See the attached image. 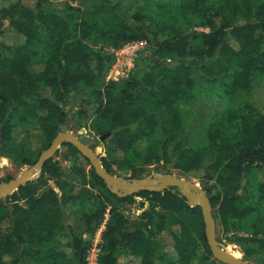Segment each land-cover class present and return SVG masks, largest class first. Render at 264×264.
Returning a JSON list of instances; mask_svg holds the SVG:
<instances>
[{"label":"trees","instance_id":"16d2710c","mask_svg":"<svg viewBox=\"0 0 264 264\" xmlns=\"http://www.w3.org/2000/svg\"><path fill=\"white\" fill-rule=\"evenodd\" d=\"M57 1L0 9V37L20 38H0V159L35 166L75 96L79 119L94 114L109 174L141 179L154 167L199 179L218 241L264 264V109L251 99L264 79V0H141L133 12L117 0L85 8ZM135 42L146 47L133 70L108 79L116 52ZM206 97L229 103L198 125L194 108ZM30 130L39 151L23 140ZM63 147L70 168L55 159L58 150L37 180L0 200V264H89L84 235L103 225L97 264H223L201 209L177 189L120 198L77 148ZM137 198L142 212L131 218L125 212Z\"/></svg>","mask_w":264,"mask_h":264},{"label":"rangeland","instance_id":"374dc122","mask_svg":"<svg viewBox=\"0 0 264 264\" xmlns=\"http://www.w3.org/2000/svg\"><path fill=\"white\" fill-rule=\"evenodd\" d=\"M14 1L15 0H0V9L9 6ZM96 1L97 0H58L57 4L64 5L65 3L68 2L69 4L75 7L85 8V7H91L92 5H94V3H96ZM117 1L122 5L123 9L132 11V12L142 5L141 0H117ZM164 1L174 2L175 0H164ZM25 2L28 3L29 5H32L35 3V0H25ZM0 38L4 39L10 45L18 44L20 41V38L13 32H9ZM145 47L146 46L141 45L140 48L137 49V53L135 55L136 56L135 61L133 62L128 58L127 52L124 51L126 46L118 50L116 52L118 54L117 62L113 66L108 77L112 76L111 78H114L116 82L125 79L128 76V73H130V71H132L133 68L135 67L136 60L140 57L141 53L145 50ZM131 64H133L134 67L131 68V70L129 71V68H130L129 66H131ZM72 98H73L72 107L70 108L71 114L69 115L70 122L66 123L64 126H66L68 131H70L78 139L85 138V137L92 138L93 139L92 142L85 144V147L89 149L98 158V161L100 162V158L106 156V153H105L106 144L102 143L100 139L96 137L95 134L92 133L91 131L90 126L94 118V114L90 111L88 113V115L90 116L89 119L88 118L79 119V117L76 116L77 112L80 109L79 104L76 101L77 97L73 96ZM251 99L258 107L264 109V79L258 82V84L255 86L254 90L252 91ZM228 103L229 102L227 101V99H217L215 97H206L202 102L197 103L194 108V113L196 114L197 117L199 116L198 121L196 120L197 118L195 119L196 122H198V125L199 123L202 124L203 122H206L207 120H209L210 116H212L217 110L219 109L221 110L225 108L226 105H228ZM203 128H205L204 125H203ZM23 138H24L23 140H25V142L29 145V147L33 151L40 150L41 144L35 140V138L33 137V132L31 130L27 131L24 134ZM59 150H60V153L55 157V159L61 163L64 170H67L68 165L72 164L73 162L69 160H65L63 157V155L67 152L66 147H63ZM29 168L30 167L28 166L19 168L11 160L7 158H1L0 159V184L6 183V182H2L4 180H10V178H12L13 180L19 177L20 175H22L24 169H29ZM86 168L87 170H89L90 166H86ZM155 172L156 171L154 170V167H151L150 172L146 177L150 176L151 174ZM173 174L177 175V177L179 178L185 179L192 185L200 186L203 192L206 195H208L206 190H204L205 184L199 179H196L192 175H186V176L180 175L178 172H173ZM123 175L124 174L116 175V176L122 177ZM125 175L127 176L128 180H135V179H131L130 174H125ZM51 184L53 187H55L53 183ZM121 192H124V187H122ZM139 203H140V199L137 198L136 204H134L131 208L128 207V210L125 213L132 218L133 216H137L138 214H140L142 210L139 207ZM87 206L88 205H86V207ZM145 208H148L147 204ZM79 210L80 211L75 210V213L76 212L80 213L81 210L83 211V209L81 208ZM76 215L77 214L71 217L72 221L75 220ZM103 230H104V227L100 228L98 232L96 233V235L92 238H90L87 235H84V238L87 240L90 239L93 244V248L90 251V255L88 257L89 264H97V259H98L99 252H100L99 244L101 243V233ZM218 233H220V228H217V235ZM164 241L167 242L170 246H172L171 240H169V238H167L166 236L164 237ZM225 242L226 241H224L223 243H220V242L219 243L223 245V247L226 249L227 252L232 253L236 256H239L240 258H244L245 260L249 261L252 264H259V262L255 258H246L245 254L242 251V248L239 245L225 243ZM122 263L138 264L136 260H124V259L122 260Z\"/></svg>","mask_w":264,"mask_h":264},{"label":"water","instance_id":"95a60500","mask_svg":"<svg viewBox=\"0 0 264 264\" xmlns=\"http://www.w3.org/2000/svg\"><path fill=\"white\" fill-rule=\"evenodd\" d=\"M92 140L90 137L78 139L68 131L66 126H63L51 146L41 154L35 166L24 169L19 177L0 184V200L12 195L27 183L37 180L42 173L44 164L56 155L63 143H69L89 160L97 174L106 181L110 190L120 198L132 196L141 191L164 192L171 190V188L177 189L181 193V197L186 199L188 206L201 209L206 239L213 257L223 264H252L244 258L236 257L234 254L227 252L223 245L219 243L217 239L218 225L213 216L210 198L200 186L192 185L175 174L160 172L135 180H128L125 174L122 177L111 175L103 168L98 158L85 147V144L92 142ZM71 166L72 164H69L68 168ZM122 187H124V192H121Z\"/></svg>","mask_w":264,"mask_h":264},{"label":"built area","instance_id":"2783aa9c","mask_svg":"<svg viewBox=\"0 0 264 264\" xmlns=\"http://www.w3.org/2000/svg\"><path fill=\"white\" fill-rule=\"evenodd\" d=\"M141 45L146 46V44H144V42H135V43H132V44H128V45H126V48L124 49V51L127 52L128 58H129L132 62L135 61V57H136L135 55H136V53H137V49H139ZM116 55H118V54L116 53ZM117 59H118V56H117ZM129 67H130V68H129V71H130L131 68L134 67V65L131 64V66H129ZM130 72H131V71H130ZM118 74H119V72H118ZM128 75H129V73H128ZM111 77H112V76H111ZM111 77H108V79L114 80V78H111ZM114 81H115V80H114ZM102 227H105V226L103 225ZM102 227H101V228H102Z\"/></svg>","mask_w":264,"mask_h":264},{"label":"flooded vegetation","instance_id":"af4514ba","mask_svg":"<svg viewBox=\"0 0 264 264\" xmlns=\"http://www.w3.org/2000/svg\"><path fill=\"white\" fill-rule=\"evenodd\" d=\"M69 117H70V116H69ZM69 122H70V120L68 119V120H67V123H69ZM138 199H140V202L142 201L141 198H138ZM146 204L148 205V208H149V203L146 202ZM145 206H146V205H145ZM148 208H145V209H148ZM126 215H127V214H126ZM133 217H135V216H133ZM131 218H132V217H131Z\"/></svg>","mask_w":264,"mask_h":264},{"label":"bare ground","instance_id":"6f19581e","mask_svg":"<svg viewBox=\"0 0 264 264\" xmlns=\"http://www.w3.org/2000/svg\"><path fill=\"white\" fill-rule=\"evenodd\" d=\"M236 256V255H235ZM236 257H239V256H236Z\"/></svg>","mask_w":264,"mask_h":264}]
</instances>
